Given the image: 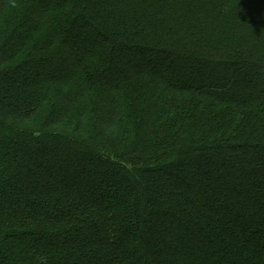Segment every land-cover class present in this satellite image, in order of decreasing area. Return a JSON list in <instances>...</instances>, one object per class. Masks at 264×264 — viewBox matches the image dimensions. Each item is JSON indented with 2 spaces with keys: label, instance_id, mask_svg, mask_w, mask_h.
Returning <instances> with one entry per match:
<instances>
[{
  "label": "trees",
  "instance_id": "trees-1",
  "mask_svg": "<svg viewBox=\"0 0 264 264\" xmlns=\"http://www.w3.org/2000/svg\"><path fill=\"white\" fill-rule=\"evenodd\" d=\"M0 264H264V0H0Z\"/></svg>",
  "mask_w": 264,
  "mask_h": 264
}]
</instances>
